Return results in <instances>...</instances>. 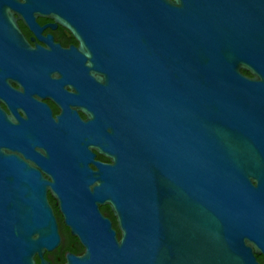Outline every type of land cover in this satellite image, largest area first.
<instances>
[{"label":"water","instance_id":"1","mask_svg":"<svg viewBox=\"0 0 264 264\" xmlns=\"http://www.w3.org/2000/svg\"><path fill=\"white\" fill-rule=\"evenodd\" d=\"M16 13L82 25L88 70L17 53ZM50 67L76 70L99 117L72 135L0 109V264H50L61 242L43 167L68 168L59 206L85 253L66 264H260L264 0H0V85L46 83ZM112 141L121 175L90 189L92 149Z\"/></svg>","mask_w":264,"mask_h":264},{"label":"flooded vegetation","instance_id":"2","mask_svg":"<svg viewBox=\"0 0 264 264\" xmlns=\"http://www.w3.org/2000/svg\"><path fill=\"white\" fill-rule=\"evenodd\" d=\"M15 17L17 20L13 22L12 28L17 36L6 38L23 43L15 50L17 53L23 50L34 61L52 60L55 57L60 63L69 65L81 60L86 71L88 70L87 66L92 63L91 57L93 56L82 25L75 23L72 19L68 25H64L49 15L41 14H35L30 20L23 19L17 13ZM34 71L37 70H29L36 80L37 76ZM44 71H46L44 76L46 83L27 84L22 79L14 78L7 86L0 85V109L6 117L20 120L23 124L27 123L24 126L27 129L31 127L29 123L51 122L64 124L65 130L72 135L87 133L95 118L99 117V96L94 99V96L98 95L97 92L89 93L87 86L77 81L78 76L70 72L76 71L74 69L50 67ZM94 77L101 78L99 73H94ZM101 131L103 132V128ZM105 148L103 151L92 149L95 157L85 170L90 172L91 176H95L90 189L94 186H104L105 183L115 182V179L121 175L119 171L115 173L116 167H113L115 159L110 153L116 148L115 142H108ZM37 150L44 153L43 149L38 148ZM94 161L100 165L98 166ZM31 165L35 166L33 163ZM67 170L66 167L59 169L43 167L41 170L42 177L47 184L48 200L57 219L61 236L59 246L44 254V258L50 264H66L68 254L80 257L85 253L84 246L77 237L72 235L60 211L61 193L66 190V184L69 185V180L65 179ZM109 198L110 196H105L106 200ZM100 211L104 218L110 220L117 241L120 242L123 238V230L112 206L110 204L101 205ZM35 259L37 264H41L38 256ZM257 259L260 264H264V254H257Z\"/></svg>","mask_w":264,"mask_h":264},{"label":"trees","instance_id":"3","mask_svg":"<svg viewBox=\"0 0 264 264\" xmlns=\"http://www.w3.org/2000/svg\"><path fill=\"white\" fill-rule=\"evenodd\" d=\"M247 75H250V73H248V72H245Z\"/></svg>","mask_w":264,"mask_h":264}]
</instances>
